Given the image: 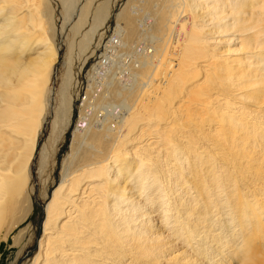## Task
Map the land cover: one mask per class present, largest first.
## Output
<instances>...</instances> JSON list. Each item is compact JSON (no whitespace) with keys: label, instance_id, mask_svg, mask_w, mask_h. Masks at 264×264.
I'll return each mask as SVG.
<instances>
[{"label":"bare ground","instance_id":"obj_1","mask_svg":"<svg viewBox=\"0 0 264 264\" xmlns=\"http://www.w3.org/2000/svg\"><path fill=\"white\" fill-rule=\"evenodd\" d=\"M110 14L109 0H0V241L36 157L57 24L69 60L99 47ZM114 17L28 264H264V182L243 204L236 189L264 181V0H124Z\"/></svg>","mask_w":264,"mask_h":264},{"label":"rangeland","instance_id":"obj_2","mask_svg":"<svg viewBox=\"0 0 264 264\" xmlns=\"http://www.w3.org/2000/svg\"><path fill=\"white\" fill-rule=\"evenodd\" d=\"M109 1L111 14L100 30L103 31V33L98 48H94L97 46L98 38L93 36L91 39L92 41L90 40L91 42L89 41V44L87 45V50L85 49V53L84 51L78 52L77 50L68 60L65 47V42H67L66 35H68V28L64 27L61 30L59 24H57L58 28L56 41L60 43L59 45L61 46V49L58 62L55 65L54 73L49 83L47 109L44 114L43 130L38 141L36 157L31 163L29 181L24 192L25 197L24 195L22 196V200L24 202L19 206V208L15 209V203L13 201L11 204V210L7 213L6 218L10 224H12L8 229L5 241H0V264H28V261L31 260L32 256L37 251L38 242L41 238L43 230L45 207L49 201L54 186L58 182L61 163L67 153L72 132L76 126H84L85 124L84 122L78 123L79 110L80 105L82 104V97L84 96L88 84L90 83L92 76V65L97 63L101 58V52H103V43L109 39H112V31L115 26L114 16L122 6L124 0ZM57 3L58 2H56V6ZM58 22L59 21H57V23ZM84 60L85 62L83 63ZM101 73L102 72L100 71L99 74ZM67 74H69V77ZM66 77L69 79V86L68 90L66 91L67 93L64 92V96L61 94V90L65 79H67ZM64 100L65 102H70V123L67 127L68 129L66 128L62 135L56 140L50 137L51 123L56 119L55 128L58 130L62 129L65 119L62 112ZM41 152L45 154L42 163L40 162L41 160H39ZM255 180L239 181L236 183V189L241 190L238 195L241 204H243L242 201L246 194H249L247 189H255L256 186L264 182L263 178H257ZM255 183L256 185H253ZM249 238H252L254 241L253 243L256 246L259 245V238L257 235H254L253 232L249 233L248 240H250Z\"/></svg>","mask_w":264,"mask_h":264}]
</instances>
